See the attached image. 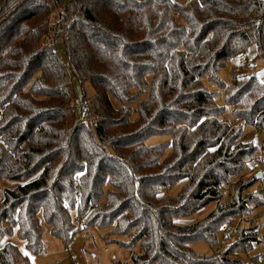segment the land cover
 I'll use <instances>...</instances> for the list:
<instances>
[{
    "label": "trees",
    "instance_id": "16d2710c",
    "mask_svg": "<svg viewBox=\"0 0 264 264\" xmlns=\"http://www.w3.org/2000/svg\"><path fill=\"white\" fill-rule=\"evenodd\" d=\"M252 46L264 61V0H0V264H32L45 226L65 247L102 231L130 254L116 264L257 261L264 184L247 165L264 159V80L219 76Z\"/></svg>",
    "mask_w": 264,
    "mask_h": 264
},
{
    "label": "rangeland",
    "instance_id": "374dc122",
    "mask_svg": "<svg viewBox=\"0 0 264 264\" xmlns=\"http://www.w3.org/2000/svg\"><path fill=\"white\" fill-rule=\"evenodd\" d=\"M66 3L72 0H62ZM179 6L187 5L191 0H172ZM175 15L178 11L174 12ZM58 52L62 59V62L67 65V57L64 46L61 45L58 48ZM256 65V68L251 72L253 75L258 76L259 79L264 80V61L261 59H255V46H252L246 55H238L227 62L226 66L220 72V79L224 84L229 85L233 80V74L236 70L241 69L244 73H248L247 65ZM210 91H217L216 102L219 105H224V93L221 89L217 88L214 84L205 82ZM75 89L78 94V98L81 97V88L78 82L75 83ZM87 89L92 92V89L87 85ZM228 117H230V111L228 109ZM170 136H151L147 139V144H161L168 143ZM171 146H168L170 152ZM186 180L178 181L168 192L169 195H176L185 186ZM2 188H13L16 184L8 180H4L1 183ZM264 187V185H263ZM1 199V196H0ZM215 208L214 204H211L192 217L179 218L176 220L180 225H191L205 217ZM44 241L47 242L48 253H42L39 256L34 257L33 264H116L119 262H126L129 260V252L119 248L117 244L109 243L103 238V232L96 229L80 230L78 231L73 240L65 247L62 242L53 237L49 226H45ZM220 241L222 247L232 243L231 238H223V233H220ZM23 250V246L20 245ZM193 249L199 254H210L211 248L205 242H198L193 244ZM137 251H140L138 246ZM253 253L258 256V260L250 262L245 254H242L240 259L244 264H262L264 263V242L257 244L254 247ZM243 264V263H242Z\"/></svg>",
    "mask_w": 264,
    "mask_h": 264
},
{
    "label": "built area",
    "instance_id": "2783aa9c",
    "mask_svg": "<svg viewBox=\"0 0 264 264\" xmlns=\"http://www.w3.org/2000/svg\"><path fill=\"white\" fill-rule=\"evenodd\" d=\"M256 68V65H247V69L249 72H252ZM256 134L259 135L260 131L258 129L255 130ZM260 150L264 149V140L259 144ZM248 169L253 173H260V177L264 184V159L262 158H256L253 161L248 163ZM249 217L248 214H246V217L241 218H233L230 222L224 224L222 226V231L226 234V237L233 238L236 235V231L239 226H242L244 224L245 219ZM255 234H264V226L258 227L254 229ZM264 264V263H262Z\"/></svg>",
    "mask_w": 264,
    "mask_h": 264
},
{
    "label": "crops",
    "instance_id": "0c3cea01",
    "mask_svg": "<svg viewBox=\"0 0 264 264\" xmlns=\"http://www.w3.org/2000/svg\"><path fill=\"white\" fill-rule=\"evenodd\" d=\"M45 242V241H44ZM48 247H47V242H45V251H44V253H48L49 252V249H47ZM33 259L34 258H32V264H33Z\"/></svg>",
    "mask_w": 264,
    "mask_h": 264
},
{
    "label": "water",
    "instance_id": "95a60500",
    "mask_svg": "<svg viewBox=\"0 0 264 264\" xmlns=\"http://www.w3.org/2000/svg\"><path fill=\"white\" fill-rule=\"evenodd\" d=\"M258 177H260V173H258Z\"/></svg>",
    "mask_w": 264,
    "mask_h": 264
}]
</instances>
